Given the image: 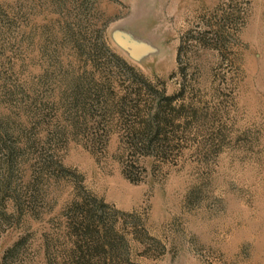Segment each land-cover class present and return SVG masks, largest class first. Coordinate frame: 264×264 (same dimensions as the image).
<instances>
[{
	"label": "rangeland",
	"instance_id": "1",
	"mask_svg": "<svg viewBox=\"0 0 264 264\" xmlns=\"http://www.w3.org/2000/svg\"><path fill=\"white\" fill-rule=\"evenodd\" d=\"M77 262L264 264V0H0V264Z\"/></svg>",
	"mask_w": 264,
	"mask_h": 264
},
{
	"label": "trees",
	"instance_id": "2",
	"mask_svg": "<svg viewBox=\"0 0 264 264\" xmlns=\"http://www.w3.org/2000/svg\"><path fill=\"white\" fill-rule=\"evenodd\" d=\"M167 101H171V99H168ZM153 127V125L150 123L148 124L147 128L148 129H151ZM90 229V228H88ZM88 234H91V231H87ZM94 241V240H93ZM94 243V242H93ZM76 249L75 251L73 252V254L71 255V257H73L74 259H77L79 255H81V253L83 252V250L81 249V247L79 245H76L75 246ZM98 249V248H95V250ZM78 255V256H77ZM81 259V258H79ZM76 264H79V262H77Z\"/></svg>",
	"mask_w": 264,
	"mask_h": 264
}]
</instances>
